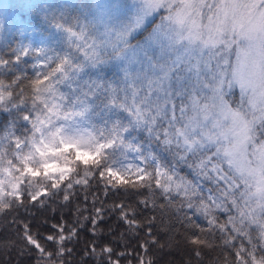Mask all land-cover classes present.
<instances>
[{
  "label": "snow or ice",
  "instance_id": "6c2138e0",
  "mask_svg": "<svg viewBox=\"0 0 264 264\" xmlns=\"http://www.w3.org/2000/svg\"><path fill=\"white\" fill-rule=\"evenodd\" d=\"M162 9L167 16L150 28L153 13ZM87 26L95 33L84 52L87 67L115 63L111 80L98 75L81 84L87 72L74 54L49 56L31 46L13 50L16 61L32 51L42 54L41 67L57 61L45 79L63 78L72 90L57 94L54 86L37 87L26 101L0 81V109L12 115L0 134V212L27 208L25 197L41 207L47 205L40 197L64 193L69 201L74 183L88 184L71 175L75 167L69 165L82 164L85 177L94 171L106 190L158 192L163 205L147 198L140 203L162 214L178 202L175 220L194 232V250L210 247L218 233L235 249L233 264H264V0H98ZM55 27L84 38L71 27ZM8 63L0 58V65ZM97 117L102 127L92 123ZM17 120L25 122L23 129ZM181 166L191 179L181 175ZM41 179L46 186L34 183ZM115 210L129 230L142 226L129 205ZM106 211L111 209L96 208L85 218L93 235L103 231ZM218 212L227 218L220 221ZM154 220L144 221L149 236ZM52 227L54 235L40 236L24 224L18 234L36 253V264H58L72 252L67 243L77 242V228L65 234L63 223ZM237 240L239 247L232 243ZM85 248L86 255H97L95 243ZM100 251L108 264H119L111 259V247Z\"/></svg>",
  "mask_w": 264,
  "mask_h": 264
},
{
  "label": "trees",
  "instance_id": "16d2710c",
  "mask_svg": "<svg viewBox=\"0 0 264 264\" xmlns=\"http://www.w3.org/2000/svg\"><path fill=\"white\" fill-rule=\"evenodd\" d=\"M30 1L34 2L33 4L47 2V0ZM32 2L27 4V9L31 8V13L34 12ZM160 20L161 16H157L152 21L150 28L157 25ZM68 39L70 42L78 41L77 37L68 36ZM138 39H141L139 35L136 37V40ZM136 40H133L132 43H135ZM0 54L6 57L10 65L7 71L0 73V81L11 86L7 90L13 93L14 98L22 93V99L30 100L35 89L40 85V80L37 84L38 76L30 70L23 57L20 61H16L15 56L11 53L0 50ZM104 67L117 70L115 63L106 64ZM234 95L239 97L238 92H234ZM6 113L5 111L0 112L3 117L6 116ZM164 155L167 157V153ZM179 171L181 175L187 174L188 179H191L190 170L187 167L181 166ZM225 171H227L226 167ZM87 179L86 186L73 185V189L69 193V201L63 199L64 193L52 200L40 197L47 205L41 207L39 203L30 202L25 197L24 204L28 205L27 208L17 207L15 210L0 212V264H36V253L26 249L18 235L23 232V225L28 224L34 234L48 236L56 233L52 225L61 223L64 224L65 234L69 228H77L78 235L77 242L67 243V247L72 249L71 254H65L63 261L58 264H108L107 254L100 251L105 246L113 249L111 259L118 260L119 264H140L141 259L144 264H149V262L151 264H233L235 261V249L232 245H225L218 233L210 241V247L194 250V246L189 243L194 232L175 220L174 209L178 206V202L174 203L173 210H165L162 214L159 208L154 210L151 204L146 207L140 203L141 200L147 198L163 205L164 199L159 196L158 192L150 194L147 188L138 189L139 194H134V190L112 191L110 188L106 190L94 171L90 172ZM106 191L107 195H105ZM122 203L129 205L134 210L135 219L142 226L135 230H129L123 221L118 220L119 212L115 210V205ZM96 208L111 209L104 213L106 220L99 225L103 229L99 235L92 234L90 231L92 225L89 220L85 219L92 217ZM217 215L220 221L227 218L224 212H218ZM149 217H155L151 225V236L148 235L149 225L144 223L145 218ZM129 218L131 219L132 216L130 215ZM196 222L201 225L205 223L203 217L200 216L196 217ZM78 223L83 227L79 228ZM204 239L208 242L207 237ZM41 243L49 250L53 249L51 242L41 239ZM86 243L89 247L95 243L97 255H86L88 251L85 248ZM232 243L239 247L241 242L237 240ZM196 250L201 253L199 257L195 254ZM120 253L125 255L121 256Z\"/></svg>",
  "mask_w": 264,
  "mask_h": 264
},
{
  "label": "rangeland",
  "instance_id": "374dc122",
  "mask_svg": "<svg viewBox=\"0 0 264 264\" xmlns=\"http://www.w3.org/2000/svg\"><path fill=\"white\" fill-rule=\"evenodd\" d=\"M30 0H0V50H4L5 53H13V50H19L21 47L31 46L32 49L45 48L49 56H53L54 53H60L61 55L74 54L77 58L78 63L85 64V70L87 75L80 81L83 84L86 81L95 80L97 76H102L105 79H113L117 74L115 69H107L102 67L88 68L87 64L90 63L88 57L84 55L87 51V44H91L95 33L91 31L88 25L92 19L93 12L95 11V5L98 0H47L45 3L33 4L34 12L31 13L30 9H27V4H31ZM108 2H115V0H108ZM28 10V11H27ZM161 12H164L161 13ZM63 15V19L61 18ZM157 16H167L166 10H160L153 13L151 20L153 21ZM75 17H80V22L77 23ZM58 21V22H57ZM63 24L65 28L71 27L74 32H83L84 38L81 39L77 35V40L70 42L68 34L62 29L55 27L56 24ZM161 23V20L158 24ZM157 24V25H158ZM84 44L83 49L78 50L77 45ZM91 53H89V56ZM38 56H42L38 51H32L27 56H22L27 61L30 70L35 73L39 80L40 85L44 91L48 88L55 87L58 89L57 94L65 93L68 94L72 89L69 88L68 83L60 79L59 83L49 76L45 79V73L53 72L57 67V61L53 60L52 63L46 64L41 67V60L37 59ZM0 58L6 60L4 55L0 54ZM234 60L235 57L233 56ZM9 64L0 65V73L8 70ZM59 76V73H55ZM51 81V84L49 83ZM114 86V85H113ZM75 85H73V88ZM234 92H238L239 88L234 89ZM44 97L41 96V99ZM4 111L0 109V112ZM7 112V111H5ZM27 114V113H25ZM12 119V115L9 112L6 116L0 114V134L5 133L6 125ZM3 120V121H1ZM92 123L100 125L102 123L99 117L95 118ZM16 127L23 129L25 122L17 120ZM83 127H87V122L84 123ZM19 135V132H17ZM144 137L141 136V139ZM158 150V149H154ZM251 159V157H249ZM35 166V165H34ZM69 167H75V171L71 174L73 180L85 179V169L83 165H69ZM78 173V174H77ZM126 178H133L135 176H125ZM40 186H46L43 180L34 182ZM75 185V183L73 184Z\"/></svg>",
  "mask_w": 264,
  "mask_h": 264
}]
</instances>
